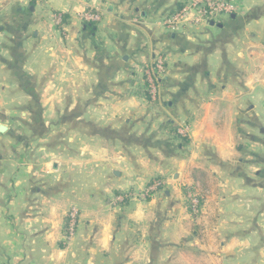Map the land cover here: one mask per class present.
Returning <instances> with one entry per match:
<instances>
[{"label":"crops","instance_id":"crops-1","mask_svg":"<svg viewBox=\"0 0 264 264\" xmlns=\"http://www.w3.org/2000/svg\"><path fill=\"white\" fill-rule=\"evenodd\" d=\"M187 1L0 0V264H264V0L169 33ZM157 54L149 105L130 72Z\"/></svg>","mask_w":264,"mask_h":264},{"label":"built area","instance_id":"built-area-1","mask_svg":"<svg viewBox=\"0 0 264 264\" xmlns=\"http://www.w3.org/2000/svg\"><path fill=\"white\" fill-rule=\"evenodd\" d=\"M40 1V0H34ZM241 9L239 0H188L184 2L180 7L175 8L167 16L163 18V26L169 33H178L181 31L182 24L191 22L193 25L198 26L201 24L210 25L212 23L218 24L222 19L229 17L233 14H237ZM1 17V13H0ZM79 18L81 21L87 24H100L102 21V15L98 10H85L80 13ZM58 24H61L64 15L60 14L55 17ZM166 56H161L157 63L153 67H149L145 70V76L149 83V88L152 93L157 91L156 82L157 77L162 71L165 72ZM155 80H157L155 82ZM178 135L182 138L187 137V127L184 126L178 129ZM163 183L159 180H154L145 189L143 196H148L151 193L160 191ZM127 194V193H126ZM188 201L190 203V209L193 215L201 213L202 198L195 191H188ZM128 196L120 195L116 199L115 204L124 202ZM79 219V213L77 209H72L67 216L66 220V233L67 240L71 239L76 232Z\"/></svg>","mask_w":264,"mask_h":264},{"label":"rangeland","instance_id":"rangeland-1","mask_svg":"<svg viewBox=\"0 0 264 264\" xmlns=\"http://www.w3.org/2000/svg\"><path fill=\"white\" fill-rule=\"evenodd\" d=\"M161 56H163V54L155 55L153 57V59H150L148 62L134 66L132 68V71L130 72L131 73V80L134 82V85L131 86L129 93L137 95L138 98H140L144 102L148 103L149 105H156V103H158V101H159V95L161 93L159 91V87H160V84L162 83V80H164V78L166 76L167 64L165 67V72L162 71L161 73H159V75L157 77L158 81L155 80V82L157 81L156 82L157 91L155 92V94H153L152 90L149 88V83L146 79L144 72L147 68L153 67L154 64L157 63L158 59ZM166 63H167V61H166ZM130 84H132V82H130ZM122 195L128 196V199L131 196L129 193H127V194L125 193ZM118 197H120V195L114 199V203L116 202V199ZM125 201L122 203H125ZM122 203L119 202V204H122ZM69 213H70V211L68 212V215H69Z\"/></svg>","mask_w":264,"mask_h":264},{"label":"trees","instance_id":"trees-1","mask_svg":"<svg viewBox=\"0 0 264 264\" xmlns=\"http://www.w3.org/2000/svg\"><path fill=\"white\" fill-rule=\"evenodd\" d=\"M181 5H182V4H181ZM181 5H179L178 7H180ZM86 25H87V28H88V27H91V28L93 29V28L96 27V25H94V24H87V23H86ZM173 34H174V33H173ZM164 82H165V80H162V83H164ZM175 140H177V141H175V143H170V144H174V145H176V147H178V148H182V147H184V145L186 144L185 142L188 141L187 139L182 138V137H180L179 135H177V138H176Z\"/></svg>","mask_w":264,"mask_h":264},{"label":"water","instance_id":"water-1","mask_svg":"<svg viewBox=\"0 0 264 264\" xmlns=\"http://www.w3.org/2000/svg\"><path fill=\"white\" fill-rule=\"evenodd\" d=\"M234 17H235V15H233V18H234ZM212 25L214 26L215 24L212 23ZM125 60H127V59H125ZM6 130H7L6 127H4V126H1V127H0V132H1V133H4Z\"/></svg>","mask_w":264,"mask_h":264}]
</instances>
